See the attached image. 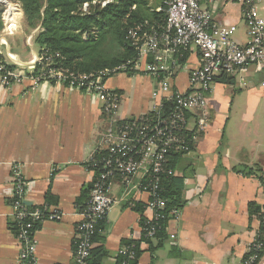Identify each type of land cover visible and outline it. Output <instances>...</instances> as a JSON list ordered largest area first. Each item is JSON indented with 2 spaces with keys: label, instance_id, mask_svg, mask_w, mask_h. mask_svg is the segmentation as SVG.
Instances as JSON below:
<instances>
[{
  "label": "crops",
  "instance_id": "1",
  "mask_svg": "<svg viewBox=\"0 0 264 264\" xmlns=\"http://www.w3.org/2000/svg\"><path fill=\"white\" fill-rule=\"evenodd\" d=\"M207 8L213 22L232 29L234 41L247 42L241 0H214ZM261 9L264 5L258 8L260 16ZM201 61L194 48L181 50L172 70L173 88L186 90L190 71ZM131 70L105 81L108 89L120 95L118 120L150 113L158 102L156 80L142 65ZM263 79L261 65L214 76L206 127L189 153L169 158L174 177L182 180V203L160 240L142 239L140 220L150 215L144 210L147 196L133 192L126 197L119 181L111 183L114 203L93 242V247L107 252L102 264H114L123 240L140 242L136 264H242L260 229L250 204L260 210L264 206L260 179L264 176ZM101 106L92 93L53 81L34 84L25 78L0 85V264H17L19 258L9 197L15 166L26 185L25 204L62 214L59 220L37 224L33 232L36 264H74V234L80 220L77 200L94 179L91 158L97 156L107 123ZM241 166L255 172L242 174ZM46 193L52 196L49 205Z\"/></svg>",
  "mask_w": 264,
  "mask_h": 264
},
{
  "label": "built area",
  "instance_id": "2",
  "mask_svg": "<svg viewBox=\"0 0 264 264\" xmlns=\"http://www.w3.org/2000/svg\"><path fill=\"white\" fill-rule=\"evenodd\" d=\"M109 1H103L101 5ZM213 1L165 0L166 17L162 24L145 21L130 28L129 37L137 48V59L130 69L142 65L143 71L157 83L155 97L158 102L150 113L137 117L118 120L116 113L120 95L105 85L108 77L126 71L127 64L91 73H75L54 61L59 58L58 54L52 55L46 50L25 65L10 54H7L9 61L0 60L2 86L22 82L25 78H30L34 84L53 81L90 92L102 101L101 112L107 123L101 134L97 156L91 158L90 169L94 179L75 227L74 264H88L96 227L114 203L109 194L114 180L122 184L126 197L133 192L147 196L144 210L150 215L144 217L140 225L144 239L154 240L160 222L178 216L179 208L166 211L167 201L162 196L161 181L174 176L168 164L170 156L189 153L198 133L206 127L208 94L214 76L222 71L245 72L254 65L264 67V20L258 12V4L262 0H241L248 36L245 44L233 40L232 29L213 22L212 13L207 8ZM3 15V21L10 28L5 12ZM191 47L199 52L202 61L190 71L186 90L180 91L172 86V70L177 66L181 50ZM10 64L17 67L10 69ZM260 84L264 87V79ZM261 185L264 190V176ZM25 186L15 166L9 197L12 200L11 217L16 224L20 244L17 264H36L33 232L37 224L44 220H59L62 214L46 207L29 209L23 197ZM129 205L133 206V201ZM260 213V221L264 224V206ZM261 248L262 243L254 239L242 264H252ZM118 253L134 257V251H129L126 246H120Z\"/></svg>",
  "mask_w": 264,
  "mask_h": 264
},
{
  "label": "trees",
  "instance_id": "3",
  "mask_svg": "<svg viewBox=\"0 0 264 264\" xmlns=\"http://www.w3.org/2000/svg\"><path fill=\"white\" fill-rule=\"evenodd\" d=\"M21 3L23 17L28 28L37 29L34 43L38 53L46 50L49 54H58L54 61L75 73H91L103 69H112L121 64H127V73H132L131 66L137 59V48L129 37L132 26L147 21L150 24H162L165 20V0H159L158 6L150 8L148 0H111L101 5L104 0H14ZM87 3V11L81 7ZM160 8V10H157ZM2 28L0 9V30ZM1 59V56H0ZM185 57L180 60L183 62ZM4 60V59H2ZM16 65L10 64L13 69ZM242 174H251L254 169L241 166ZM263 179V176H260ZM92 184L82 188L77 200L79 209L84 208ZM162 196L166 199V211L181 207L182 180L168 176L161 181ZM46 204L51 202L52 196L46 193ZM49 205V204H48ZM47 206V205H46ZM137 206V205H136ZM135 208L137 209L138 207ZM36 206H28L34 209ZM40 208H45L42 206ZM47 208V207H46ZM141 210V207L138 208ZM252 215L261 219L260 209L250 204ZM100 221L92 237V242L98 240V233L102 229ZM144 219L140 220L142 225ZM167 221L160 222V228L155 237L161 239ZM16 229V224H14ZM143 241H148L142 237ZM256 240L262 243L257 257L252 264H259L264 257V224L260 221V229ZM139 243L133 240H123L121 246L134 251V257L128 254L115 256L114 264H136L140 254ZM107 255L101 247H93L88 256V264H102ZM246 257V256H245Z\"/></svg>",
  "mask_w": 264,
  "mask_h": 264
},
{
  "label": "rangeland",
  "instance_id": "4",
  "mask_svg": "<svg viewBox=\"0 0 264 264\" xmlns=\"http://www.w3.org/2000/svg\"><path fill=\"white\" fill-rule=\"evenodd\" d=\"M8 1L14 4L15 8L17 9L16 12L18 14L16 15L14 26L7 28L8 24H6L2 19L4 16L3 13L6 10V5L3 4L2 1L0 0L1 22H2V28L0 30V56H1L0 60L6 59L7 61H9L7 54H10L9 56L18 58L21 64H23L24 62L25 64H27L39 54L37 52L38 48L34 43V35L36 34L37 29L36 28L31 29L27 27L23 17L22 6L20 2L14 0H8ZM158 3L159 0H148V6L150 8L157 7ZM260 3L261 4L258 6L259 9L261 6L264 5V0H262V2ZM87 6H88L87 3L83 4L80 11L82 12L87 11L88 8ZM261 13H262L261 17L264 20V9H261ZM259 264H264V257L262 258Z\"/></svg>",
  "mask_w": 264,
  "mask_h": 264
},
{
  "label": "bare ground",
  "instance_id": "5",
  "mask_svg": "<svg viewBox=\"0 0 264 264\" xmlns=\"http://www.w3.org/2000/svg\"><path fill=\"white\" fill-rule=\"evenodd\" d=\"M1 1L6 5L5 19L7 23H10V26H14L16 15L18 14L16 12L17 9L15 8L14 4H12L10 1L8 0H1ZM14 59L17 62H20L18 58L14 57Z\"/></svg>",
  "mask_w": 264,
  "mask_h": 264
}]
</instances>
